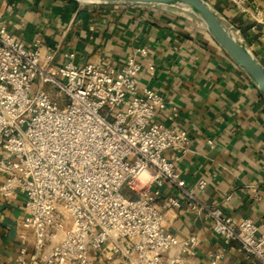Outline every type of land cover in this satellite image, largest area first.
I'll list each match as a JSON object with an SVG mask.
<instances>
[{"label":"built area","instance_id":"2783aa9c","mask_svg":"<svg viewBox=\"0 0 264 264\" xmlns=\"http://www.w3.org/2000/svg\"><path fill=\"white\" fill-rule=\"evenodd\" d=\"M208 1L264 23L262 9L246 0ZM147 53L139 44L122 64H110L80 62L65 50L55 61L39 38L27 45L0 23V192L25 197L29 233L21 234L19 263L29 235L32 258L44 264H91L92 255L109 264H188L184 254L194 255L198 239L167 230L156 205L167 183L212 220L224 244L236 241L250 264H264V220L195 203L185 188L176 162L190 149L189 132L158 118L163 95L140 83ZM167 204L180 206L174 196ZM223 256L215 249L207 264H223Z\"/></svg>","mask_w":264,"mask_h":264},{"label":"crops","instance_id":"0c3cea01","mask_svg":"<svg viewBox=\"0 0 264 264\" xmlns=\"http://www.w3.org/2000/svg\"><path fill=\"white\" fill-rule=\"evenodd\" d=\"M245 3L250 9L258 6L264 15V0ZM219 10L241 29L249 45L263 53L264 23H254L249 13L239 12L233 4H220ZM0 17V23L27 45L39 38L43 50L55 51V61L62 51L74 50L80 62L122 64L134 47L147 46L140 83L163 95L166 107L158 109V118L189 132L190 149L176 168L195 203L218 205L236 218L264 220L263 99L192 15L150 4L0 0ZM150 64L155 65L153 72L148 71ZM45 88L53 92L49 85ZM200 178L207 180L202 189L196 186ZM168 196L177 198L180 206L168 205ZM24 199L19 189L10 195L0 192V264H44L32 258L29 235L24 261L18 262L21 234L29 233L23 221ZM156 205L167 230L180 238L193 234L198 239L194 255L184 254L188 264H207L209 253L218 248L223 249V264H250L238 243L224 244L212 220L179 188L164 184ZM175 251L173 247L169 252ZM91 264L109 262L92 255Z\"/></svg>","mask_w":264,"mask_h":264},{"label":"water","instance_id":"95a60500","mask_svg":"<svg viewBox=\"0 0 264 264\" xmlns=\"http://www.w3.org/2000/svg\"><path fill=\"white\" fill-rule=\"evenodd\" d=\"M95 4H150L173 7L197 18L210 38L239 67L264 101V62L241 29L208 0H76Z\"/></svg>","mask_w":264,"mask_h":264},{"label":"rangeland","instance_id":"374dc122","mask_svg":"<svg viewBox=\"0 0 264 264\" xmlns=\"http://www.w3.org/2000/svg\"><path fill=\"white\" fill-rule=\"evenodd\" d=\"M192 17H194V16L192 15ZM195 19H197V18H195ZM197 21H199V20L197 19ZM199 23H200V21H199ZM261 37H262V40L264 41V33L262 34ZM250 47L259 56V58L262 59L263 62H264V51H263V53H261L260 50L258 49V47L257 46H254V45H252V46L250 45Z\"/></svg>","mask_w":264,"mask_h":264},{"label":"trees","instance_id":"16d2710c","mask_svg":"<svg viewBox=\"0 0 264 264\" xmlns=\"http://www.w3.org/2000/svg\"><path fill=\"white\" fill-rule=\"evenodd\" d=\"M216 7L219 9V5H216Z\"/></svg>","mask_w":264,"mask_h":264}]
</instances>
